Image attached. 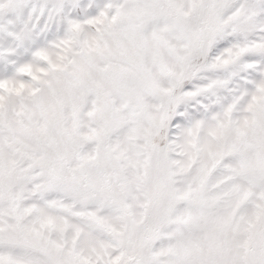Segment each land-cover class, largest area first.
<instances>
[{
  "label": "snow or ice",
  "instance_id": "1",
  "mask_svg": "<svg viewBox=\"0 0 264 264\" xmlns=\"http://www.w3.org/2000/svg\"><path fill=\"white\" fill-rule=\"evenodd\" d=\"M0 264H264V0H0Z\"/></svg>",
  "mask_w": 264,
  "mask_h": 264
}]
</instances>
